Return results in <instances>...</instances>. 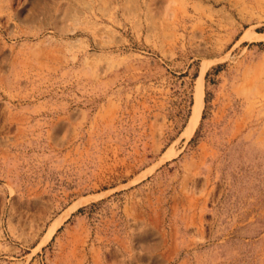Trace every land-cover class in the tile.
I'll return each mask as SVG.
<instances>
[{"label":"rangeland","instance_id":"1","mask_svg":"<svg viewBox=\"0 0 264 264\" xmlns=\"http://www.w3.org/2000/svg\"><path fill=\"white\" fill-rule=\"evenodd\" d=\"M0 264H264V0H0Z\"/></svg>","mask_w":264,"mask_h":264},{"label":"bare ground","instance_id":"2","mask_svg":"<svg viewBox=\"0 0 264 264\" xmlns=\"http://www.w3.org/2000/svg\"><path fill=\"white\" fill-rule=\"evenodd\" d=\"M201 103H202V95H200L199 97H197L196 99V102H195V106L193 108V116H192V119H191V122L189 124V128H192L194 126V124L196 123V121L198 120L199 118V112H200V108H201ZM82 202L76 204L75 206H73L71 209H69L65 215L63 216V219L65 218V216L68 215V213L70 211H72L73 209H75L78 205H80ZM60 223V222H59ZM58 223V224H59Z\"/></svg>","mask_w":264,"mask_h":264}]
</instances>
